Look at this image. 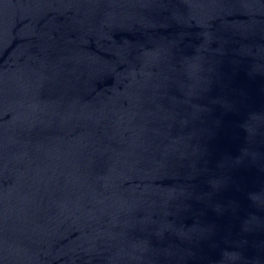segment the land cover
I'll return each mask as SVG.
<instances>
[{"label": "water", "instance_id": "water-1", "mask_svg": "<svg viewBox=\"0 0 264 264\" xmlns=\"http://www.w3.org/2000/svg\"><path fill=\"white\" fill-rule=\"evenodd\" d=\"M0 264H264V0H0Z\"/></svg>", "mask_w": 264, "mask_h": 264}]
</instances>
